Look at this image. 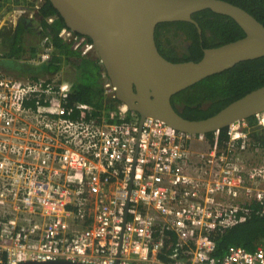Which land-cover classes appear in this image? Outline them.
<instances>
[{"label": "built area", "instance_id": "obj_1", "mask_svg": "<svg viewBox=\"0 0 264 264\" xmlns=\"http://www.w3.org/2000/svg\"><path fill=\"white\" fill-rule=\"evenodd\" d=\"M42 2L11 16L32 20ZM9 22L0 17V32ZM57 37L81 57L94 52L65 27ZM53 50L43 36L30 65ZM100 81L114 110L69 104L73 82L62 72L24 80L0 72V264H264V241L216 255L225 232L264 216V142L246 120L224 137L149 117L140 124L105 72ZM254 117L264 132V112Z\"/></svg>", "mask_w": 264, "mask_h": 264}, {"label": "water", "instance_id": "obj_2", "mask_svg": "<svg viewBox=\"0 0 264 264\" xmlns=\"http://www.w3.org/2000/svg\"><path fill=\"white\" fill-rule=\"evenodd\" d=\"M65 28L88 38L94 46L118 103L145 118L187 134L225 129L264 111V86L230 103L216 114L188 120L178 114L171 98L205 78L248 60L264 57V26L252 15L223 0H47ZM210 10L231 18L244 36L203 50L197 62L172 63L159 53L155 29L161 23L187 22L199 34L195 13ZM19 264H86L69 261Z\"/></svg>", "mask_w": 264, "mask_h": 264}, {"label": "trees", "instance_id": "obj_3", "mask_svg": "<svg viewBox=\"0 0 264 264\" xmlns=\"http://www.w3.org/2000/svg\"><path fill=\"white\" fill-rule=\"evenodd\" d=\"M235 6H238L252 15L257 21L264 26V0H223ZM32 3L27 0H0V14L7 12L11 8H31ZM55 16L54 24L47 25L45 18ZM192 18L199 24L202 32L209 31L212 36L210 40L204 39L203 48H198L197 31L193 25L187 22L161 23L155 29V42L157 49L162 57L172 63H180L193 61L197 62L201 59L203 51L218 47L244 36L241 28L229 17L219 15L204 10L195 13ZM35 25L31 21H24L18 24L14 32L11 34L12 41L3 51L2 57L15 59L19 55L29 54L30 59L34 58L39 51V43L43 36H48L52 40L54 47L53 53L49 60L42 63L41 69L38 71L31 70V66L21 68V74L30 79H39L45 74L57 73L61 70L63 63L70 64L73 69V89L69 104L86 103L95 107V109L109 108L115 105L105 104L102 87L97 84L101 73L104 72L98 64V59L92 56L81 57L79 53L71 48V45L62 42L58 37V32L64 26L62 19L57 15L47 0H44L40 12L34 17ZM10 24L11 23H7ZM173 26L178 30H183L187 33L188 39L193 41V49L187 55L180 57L175 54L165 52L164 45L161 43L160 36L157 33L162 28ZM159 35V34H158ZM27 38V42L24 38ZM88 41H90L88 39ZM27 44V46L24 44ZM170 41H166L168 43ZM201 45V46H202ZM35 73V74H34ZM31 75V76H29ZM86 75L93 79V84H84L81 82V76ZM264 86V57L240 62L234 67L225 70L219 74H215L205 78L195 85L172 96L171 104L183 102L185 111L177 112L183 118L188 120H200L208 118L230 103L242 98L247 93ZM186 100V101H183ZM207 105L206 109L202 106ZM247 128L245 129L255 141L264 142V132L262 128L256 126L255 117L249 118L246 121ZM225 129L221 130V137H224ZM208 140H211V135H207ZM264 241V216L253 217L247 222L231 228L218 239L216 255H221L228 246H238L246 250H254V248Z\"/></svg>", "mask_w": 264, "mask_h": 264}, {"label": "flooded vegetation", "instance_id": "obj_4", "mask_svg": "<svg viewBox=\"0 0 264 264\" xmlns=\"http://www.w3.org/2000/svg\"><path fill=\"white\" fill-rule=\"evenodd\" d=\"M36 1L37 0H31L30 1L32 3V6L35 5ZM43 4H44V1L42 2L41 7ZM23 21H24L23 19L19 20L15 27H17L18 24L23 22ZM199 28H200V26H199ZM200 30H201V34H199L198 31L196 30L197 35H198L197 44L199 46L198 47L199 49H200V47L203 48L202 43L204 42V39L210 40L211 36H212V34L209 31H205L203 33L201 28H200ZM157 36H160L161 43H163L162 45H164L163 50L165 52L170 53V54L177 55L179 57V59L182 56V54L187 55L188 52H190V50H192L194 47L193 41L188 39L187 33L183 30H178L173 26H170V27L167 26L165 28H162L157 33ZM12 37L13 36H11L10 31L8 32L6 29L4 31L2 30V32L0 33V44H4V45L8 44V42H7L8 38L12 39ZM167 40L170 42L166 43ZM203 50L201 49V51H203ZM91 55L94 58H97V55L95 52H93L89 56H91ZM183 101H186V100H183ZM173 106L177 110V112H179V113H182L185 111V105L183 102L175 104V105L173 104ZM202 108L206 109L207 105H203Z\"/></svg>", "mask_w": 264, "mask_h": 264}, {"label": "rangeland", "instance_id": "obj_5", "mask_svg": "<svg viewBox=\"0 0 264 264\" xmlns=\"http://www.w3.org/2000/svg\"><path fill=\"white\" fill-rule=\"evenodd\" d=\"M14 9L15 8H11L7 12L6 11L3 12V14H4L3 17H4L5 20H7V21H9V20L10 21H14L13 24L6 25V28H4L3 31L5 29L8 32L11 31L13 29V25L17 23L18 19L15 20V18H13L11 16L12 15L11 13L13 12ZM23 20H25V19H23ZM32 25H35V23L32 22ZM23 38H24V41L27 42V40H26L27 38H25L24 36H23ZM24 44L27 46V44L25 42H24ZM4 51H5V49H4ZM29 59H30L29 54H25V55H22V56L19 55L18 57H16L14 60H11V61L7 57L6 58H0V70H4L3 72L2 71H0V72L1 73H5L6 75L11 76V77H13L15 79H22V80L27 79L28 77L23 76V75H21L22 77H20V76L19 77L13 76V73L8 72V71H12L13 69H15V70H17L20 73L22 67H24V66L28 67L30 65V62L28 61ZM39 69H41V66L40 65H37V66H33L32 65L31 66L32 73H33V71H38ZM59 72H62L63 78L69 79V80H73V69L71 68L70 64L63 63V65L61 67V70ZM56 74L53 73L51 75H47L46 78H53ZM58 74H61V73H58ZM29 76H31V75H29ZM81 77H82L81 78V82L84 83V84H93V82H94L93 79H91V77H89V76L82 75ZM97 84H99L101 86L100 79L97 80Z\"/></svg>", "mask_w": 264, "mask_h": 264}, {"label": "crops", "instance_id": "obj_6", "mask_svg": "<svg viewBox=\"0 0 264 264\" xmlns=\"http://www.w3.org/2000/svg\"><path fill=\"white\" fill-rule=\"evenodd\" d=\"M3 15H4L3 13L0 14L1 17H2ZM24 21H27V20H24ZM24 21H23V22H24ZM29 21L33 22L34 19L29 20ZM34 23H35V22H34ZM15 29H16V28H15ZM0 33H1V32H0ZM10 41H12V39H9V38H8V40H7L8 44H9ZM6 45H7V44H6ZM6 47H7V46H5L4 44H0V53L3 54V51H4V49H5ZM0 58H5V57H2V56H1ZM9 59H10V61H11V60H14L13 58H9ZM0 71L3 72L4 70H0ZM8 72L13 73V76H17V77L20 76V77H22V76L20 75L21 72L19 73V72H18L17 70H15V69H13L12 71H8ZM47 75H51V74H45V76H42L41 78H46Z\"/></svg>", "mask_w": 264, "mask_h": 264}, {"label": "clouds", "instance_id": "obj_7", "mask_svg": "<svg viewBox=\"0 0 264 264\" xmlns=\"http://www.w3.org/2000/svg\"><path fill=\"white\" fill-rule=\"evenodd\" d=\"M42 1H44V0H42ZM34 19V18H33ZM26 20V19H25ZM27 21H29V20H27ZM88 39V38H87ZM91 42V41H90ZM94 52H95V50H94ZM98 59V58H97ZM99 60V59H98ZM102 67V66H101Z\"/></svg>", "mask_w": 264, "mask_h": 264}, {"label": "bare ground", "instance_id": "obj_8", "mask_svg": "<svg viewBox=\"0 0 264 264\" xmlns=\"http://www.w3.org/2000/svg\"><path fill=\"white\" fill-rule=\"evenodd\" d=\"M12 21H10V23H11ZM264 112V111H263Z\"/></svg>", "mask_w": 264, "mask_h": 264}]
</instances>
